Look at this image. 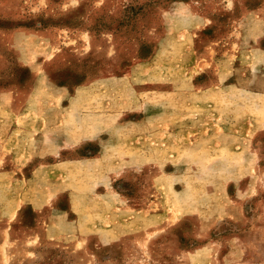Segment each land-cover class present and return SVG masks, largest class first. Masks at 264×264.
<instances>
[{
	"label": "rangeland",
	"instance_id": "1",
	"mask_svg": "<svg viewBox=\"0 0 264 264\" xmlns=\"http://www.w3.org/2000/svg\"><path fill=\"white\" fill-rule=\"evenodd\" d=\"M0 264H264V0H0Z\"/></svg>",
	"mask_w": 264,
	"mask_h": 264
}]
</instances>
